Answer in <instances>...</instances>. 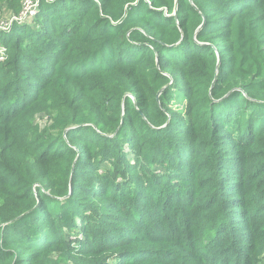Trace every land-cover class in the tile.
Segmentation results:
<instances>
[{
    "label": "trees",
    "instance_id": "16d2710c",
    "mask_svg": "<svg viewBox=\"0 0 264 264\" xmlns=\"http://www.w3.org/2000/svg\"><path fill=\"white\" fill-rule=\"evenodd\" d=\"M39 1L0 68V143L22 147L0 152V264H262L264 0ZM39 111L26 163L14 122ZM153 216L161 234L131 231Z\"/></svg>",
    "mask_w": 264,
    "mask_h": 264
},
{
    "label": "rangeland",
    "instance_id": "374dc122",
    "mask_svg": "<svg viewBox=\"0 0 264 264\" xmlns=\"http://www.w3.org/2000/svg\"><path fill=\"white\" fill-rule=\"evenodd\" d=\"M1 1L2 0H0V68L5 67V63L7 62L8 59H10L8 58V54L6 53V50H7L6 45L9 42L8 41L9 36L7 35V33L11 32V28L14 24H19L22 26L25 25V26L37 29L39 25L38 24L36 25L33 19L37 17L38 11L42 7L39 0H21L20 2L16 0H9V5L15 9V11H12L8 8L7 5H5V3L1 4ZM49 1H52V0H49ZM42 22H44V20H41V23ZM47 33H49V31H47ZM43 65L44 64L41 63L39 67L41 69H44ZM46 69H47L46 71L50 70L49 67ZM40 75L41 74L37 75L35 72H30L26 74L23 82L26 84L34 83L33 88H32L34 92L32 91L30 92L28 88H22L23 89L22 95L20 93L17 94V95H20V97L15 101L16 105L13 106V110H15L20 105H24L30 102L29 100L31 99L33 95H35V91L39 90V84L44 78L43 76H40ZM11 91L15 92L14 86H12ZM9 101L10 99H8V103H10ZM0 105L2 104L0 103ZM3 111H4V107L0 106V112H3ZM12 114H13V111L10 113V116ZM31 120L33 121L32 126L28 124L29 118H21L17 122L16 121L14 122L15 123L14 127L17 132V136H18V142L24 145V158L26 160V163L28 162L29 159H33V157L36 154L35 152V154L32 157H30L31 151L33 150L37 151V149L40 147V146L37 147V145L34 144L33 139L35 138V136H31L28 129L29 127H34V125H38V124H42L43 126V124L46 123L45 125H48V122H47L48 115L46 112L39 111L34 114V117L30 118V121ZM0 124H4V123H0ZM9 130H10V126L0 125V141L8 137ZM27 133H29V135ZM48 138L49 137H47V139ZM27 145L29 147H27ZM10 146L11 144L9 145V142L2 143V144L0 143V152L4 151L3 157H5L8 160L13 161L16 157L22 154V147L19 146L17 150H10L9 149ZM158 164L159 163L157 162L155 165L158 166ZM110 166L111 165L108 161H105V160L101 161L100 164L97 165L98 174H101L103 169L110 167ZM144 208L148 209L149 205L148 204L145 205ZM186 217H188L189 220L187 222V232L184 234V239H187L190 241L195 240L198 243H201V238H200L201 234L196 233V224H191V221H194V219L189 215H187ZM137 222H140V224H136V222L129 224L131 226V231H143V230L147 231L149 229V232H148L149 234L159 235L162 233L163 230L166 229V224L157 216H153L152 218H148V217L141 218V219H138ZM111 237H114V236L111 235ZM151 245L153 244L150 242V240H148L145 236H142L141 240L137 242L136 244H134L131 247V249H134V250L142 249V248L150 247ZM188 245L189 244L180 246L182 255H184L185 257H193V259H198L194 251L190 250ZM79 246L80 244H77V247ZM110 255H111V258L109 261H112V260L117 261L116 258L120 254H117V251H110ZM49 257H53L54 259L59 260L60 261L59 264H75V261H76V259L73 257V258H68L66 262H62L64 261V259L60 258L62 256H60V253L57 251L52 252ZM198 261H200V259H198ZM262 264H264V260L262 261Z\"/></svg>",
    "mask_w": 264,
    "mask_h": 264
},
{
    "label": "water",
    "instance_id": "95a60500",
    "mask_svg": "<svg viewBox=\"0 0 264 264\" xmlns=\"http://www.w3.org/2000/svg\"><path fill=\"white\" fill-rule=\"evenodd\" d=\"M174 14H176V10H175V13Z\"/></svg>",
    "mask_w": 264,
    "mask_h": 264
}]
</instances>
